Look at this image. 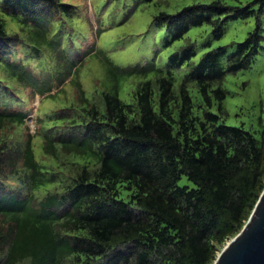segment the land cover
Listing matches in <instances>:
<instances>
[{
  "label": "trees",
  "instance_id": "1",
  "mask_svg": "<svg viewBox=\"0 0 264 264\" xmlns=\"http://www.w3.org/2000/svg\"><path fill=\"white\" fill-rule=\"evenodd\" d=\"M260 1L257 12L214 0L162 12L156 21L174 30L173 39L203 23L218 36L227 21L259 15ZM0 11L21 22L32 57L43 48L59 51L49 38L56 29L52 22L75 15L62 0H0ZM21 39L7 32L0 16V57ZM260 40L258 25L225 63V47L205 52L177 84L175 71L195 56L192 43L171 54L165 68L148 63L124 71L106 57L114 91H102L101 103L86 97L73 57L58 81L72 77L79 112L72 101L46 120L38 117L42 161L29 138L13 152L0 145V264H212L215 246L242 229L264 188V129L257 138L209 110L197 113L190 89L208 105L223 100L225 77L251 66ZM60 49L69 62L65 47ZM7 69L39 94L51 90L30 81L23 65L7 62ZM132 72L143 79L131 82L125 101L119 96L122 79ZM1 81L0 130L24 123L28 114L15 106L19 93ZM46 121L48 127L40 125ZM67 154L84 163L61 184V173L43 161L64 166L61 155ZM182 176L193 187L180 185Z\"/></svg>",
  "mask_w": 264,
  "mask_h": 264
},
{
  "label": "rangeland",
  "instance_id": "2",
  "mask_svg": "<svg viewBox=\"0 0 264 264\" xmlns=\"http://www.w3.org/2000/svg\"><path fill=\"white\" fill-rule=\"evenodd\" d=\"M62 1L74 6L75 15L72 18L66 17L52 22V26L56 29L50 32L49 38L54 39L59 51H61L60 48L65 47L69 54V62L61 58L56 49L43 48L40 56L32 57L28 42L24 38V28L18 24L21 22L0 11L7 32L17 33L22 38L8 48L7 54L0 57L1 83L7 84L19 93L15 106L29 113L24 123L10 125L0 130V145L6 150L13 152L21 149L29 138L35 157L42 161L43 139L39 132L41 128L38 117H45L46 114L57 110L61 111L69 107L72 101L76 105V111L79 112V92L76 84L70 83L72 77L69 76L63 83L58 81L63 77L67 63L73 61V57L77 60L79 69L77 78L80 79L86 97L101 103L102 91H114V88L109 86L111 75L105 65L106 57L124 71L139 69L148 63L165 68L169 64L171 54L192 43L195 47V56L175 71L177 84L189 70L188 64H196L209 50L220 46L225 47L226 55L222 58L225 63L227 55L236 49V44L243 41L258 25L261 34L258 54L249 68L225 77L223 82L225 98L221 101L213 98L211 105H208L197 89L191 88L190 95L197 113H202L204 109L209 110L218 114L225 124L242 126L260 138L264 129V7L259 15L256 13L261 5L260 0H225V3L230 6L249 5L256 12L246 18L227 21L218 36L214 33L213 25L203 23L190 27L179 39H173L174 30L169 29L165 23H157V16L162 12L176 14L184 6L206 4L214 0ZM7 62L23 65L25 75L32 76L28 77L30 81L38 82L41 88L51 86V90L39 94L35 92L32 85L19 82L16 76L9 73ZM58 67L61 69L59 70ZM68 68L70 69V66ZM150 77L152 75L149 74L147 78ZM141 79H143L142 75L137 72L123 77L122 80L125 82L122 83V89L119 92L120 98L129 101L130 97L127 95L134 87L131 82ZM44 119L46 120V117ZM40 125L48 127L49 122H42ZM47 159L43 163H46L48 167L53 166V170L61 173V184L71 179L74 167L84 163L76 155L70 154L61 155L65 167L61 166V161ZM179 184L193 187V183L186 176L181 177ZM51 188L54 186H49L48 189ZM48 189L42 187L41 191L45 192ZM133 209L139 212L136 206H133ZM230 239H226L222 245L215 246V257ZM123 248L125 247H121ZM108 258H98L96 262L102 263ZM67 264L76 263L69 260Z\"/></svg>",
  "mask_w": 264,
  "mask_h": 264
},
{
  "label": "water",
  "instance_id": "3",
  "mask_svg": "<svg viewBox=\"0 0 264 264\" xmlns=\"http://www.w3.org/2000/svg\"><path fill=\"white\" fill-rule=\"evenodd\" d=\"M212 264H264V188L242 229Z\"/></svg>",
  "mask_w": 264,
  "mask_h": 264
}]
</instances>
